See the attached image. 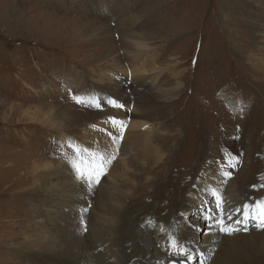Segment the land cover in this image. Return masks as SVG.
<instances>
[{
	"label": "rangeland",
	"instance_id": "rangeland-1",
	"mask_svg": "<svg viewBox=\"0 0 264 264\" xmlns=\"http://www.w3.org/2000/svg\"><path fill=\"white\" fill-rule=\"evenodd\" d=\"M126 17L130 20L124 21ZM138 44H145L147 48L139 53ZM144 69L148 71L141 72ZM65 83L78 88L88 85L97 88L107 101L114 98L126 109L123 106L112 108V102V107L108 105L104 114L83 112ZM127 89L135 96V101L131 102L133 119L129 124L138 120L135 116L140 112L135 108H142L146 102L170 105V110L162 111L161 107L158 110L162 119L174 120L175 124L191 121L195 130L191 133L193 146L188 142L187 152L179 151L169 161L168 149L162 146L161 134L168 132L163 128L161 115L160 120H153L158 129L153 134L140 135L142 132L136 130L138 134L133 136L126 131L123 143H120L123 130L121 132L119 126L118 136L115 137V133L111 136L117 139H110L106 144L107 153L115 158L100 175L103 182L134 181L138 175L135 167L161 162L155 160L159 150L161 164L170 162L160 181L162 178L166 185H172L169 192L177 193L174 204L169 192L166 193L170 205L161 206V215L174 213L171 217L176 226L175 234L184 240L182 234L186 231L188 241L184 244L193 251L192 245L198 250L202 247L197 241L200 232L209 233L210 225L219 226L217 198L224 203L231 195V185L236 186V193L242 194V198L264 202V121L259 124V136H252L251 140L249 134H242L234 126L236 121L243 126L250 117L253 124L258 125L260 119L256 116L264 118V0H0V236L1 230L10 224L5 220L8 205L1 198L2 194L9 196L6 189L13 183L10 181L14 179V172H20L27 165V159L34 156L33 161L45 159L44 162H53V167L64 165L70 179L77 180L69 163L74 155L67 147L69 139H76L82 148L98 151L95 148L98 145L90 142L99 143L100 136L110 137L109 133L113 132L101 128L103 120L112 125L110 120H121L128 128L126 118L131 99ZM135 89H140L147 98L135 95ZM109 110L110 113L121 112L123 116L112 119ZM145 122V127L151 125ZM188 125L169 130L175 134L178 128L184 141H191L190 136L185 135ZM59 146L68 152L67 156L58 152ZM252 149L255 154L250 153ZM210 152L221 154L226 162H211ZM50 153L55 154L54 157H50ZM232 158H235L233 164ZM12 163L14 171L9 173ZM214 163L220 164L217 171L223 172L222 183L200 191L206 196L199 193L192 196L196 177L217 172L210 170ZM128 168L135 172L131 175ZM251 173L254 176L249 177ZM244 176L247 178L243 179ZM28 177L30 175H25L22 181L32 180ZM26 189L21 185L15 188L11 195L17 194L16 199L9 203L18 213L20 225L29 220L26 217L31 212L44 215L52 212L45 204L34 209V203L27 202L23 195ZM144 189L138 190V194L143 192L146 197H154L159 195L161 186ZM178 189L183 191L178 194ZM189 189L191 197L187 202L185 196ZM44 195L41 198H46ZM181 200L186 201V210L176 206ZM174 206L176 209L171 211ZM57 208L58 212L62 211L60 206ZM154 211L151 209L148 213ZM143 218L145 215L134 217L136 221ZM151 219L141 227L145 235L159 234L162 228L159 219ZM244 229L245 232H231L234 244L230 246L235 253H244L246 258L258 256L257 264H264V253L257 255L255 240L250 242L244 238L251 231L263 232L264 226L260 221L249 222ZM259 244L264 246L260 241ZM168 247L164 245L162 252H174ZM8 250L9 246L1 243L0 238V264H23ZM100 251L102 247L96 250ZM216 256L220 253L210 256L196 253L195 260L191 256L188 259L192 264H212Z\"/></svg>",
	"mask_w": 264,
	"mask_h": 264
},
{
	"label": "bare ground",
	"instance_id": "bare-ground-1",
	"mask_svg": "<svg viewBox=\"0 0 264 264\" xmlns=\"http://www.w3.org/2000/svg\"><path fill=\"white\" fill-rule=\"evenodd\" d=\"M126 20H130V18L126 17L124 21ZM125 35V38L130 37L129 35L127 37ZM138 45L141 48V50L138 51L139 53L140 51L143 52L142 50L144 48H147L145 44ZM142 71L143 73H146L148 70L144 69L141 70V72ZM136 72L138 73L139 71ZM110 78H112L113 80L112 76ZM77 89L80 90L79 88ZM113 90L114 88L111 89V91ZM134 94L147 98L146 95H142V91L140 89L139 91L138 89H135ZM141 106L142 108H135L140 112L135 116L138 120H136L135 122H131V124H127L129 125L127 126V135H131V133L133 136L135 134H138L136 133V130H140V132H142L140 135L146 134V136H148L149 134H153L154 130H158L153 124V120H160L161 114L158 111L160 107L162 111L170 110V105L166 107L165 105L157 103L156 101L154 102L152 100L142 104ZM111 112L112 113H110L109 111L112 119L113 117L118 118L123 116L121 112ZM256 117L260 119L258 125L253 124L252 117L246 119L243 126H241V122L240 124L236 121L235 125L234 121L232 120L231 123H233L234 126H236L237 130L242 134H249L248 138H250L251 140L252 136H257L259 124L264 121V118L262 116ZM114 121H117V119H115ZM145 121L150 122L151 125H146L148 127H145V124H147ZM118 122H120V124L123 126L125 125L123 123L124 121L119 120ZM161 122H164L163 128L167 129L166 131L168 132L161 134L164 137L162 146L163 148L168 149L169 156L167 157V159L171 161L172 156L176 155L177 152H187L188 142L193 146V137L191 133H193L195 130H193V127L190 124L191 121L189 122L188 120H182L178 124H175L174 120H163L161 115ZM155 123L157 124V122ZM105 124L106 122L103 120L101 122V125H104V127L101 126V128H106V130L113 131L109 133L110 137L114 133L115 137L116 135L118 136V133H120V124L114 123V125H112L109 122L106 125ZM187 124H189L187 129L188 131L185 135L190 136L191 141H184L183 137L180 136L183 133L178 128H175V131H177L175 134H172L171 130H169L170 127L183 126ZM121 130L122 128H120V131ZM100 137H102V139L100 138L98 140L99 143H90L98 145L95 146V148H98L99 152H108L107 150L109 149L108 147L106 148V144L109 143L108 141L110 139H113L114 137L110 138L104 135ZM159 144L161 146V140L159 141ZM229 145V147L233 148L232 143H229ZM250 153L255 154V149H252ZM210 154L211 162L217 161L221 164L226 162L224 159H222L223 156L221 154V156L218 154L214 155V153L212 152H210ZM30 157L31 158L29 160L27 159V165L25 164V167H23L20 172H14V179L10 181L13 183H11V185L6 189L9 196L2 194L3 196L1 198L2 202H5V204L8 205L5 220L7 222H10L9 226L1 230V232L3 231L0 236L1 243L7 244L9 246L8 253L19 257L21 259L19 261H23V264H168L172 260L175 261V258H178V262H180L181 260L186 261V259H188L190 256L195 260L196 253L202 256H210L212 254L216 255L220 253V256H216L212 264L258 263V256L253 255L255 258L250 259L246 258V256L242 252L240 253L237 251L235 253L230 246V244H234L233 237L229 235L230 230L223 235H219L217 232L219 226L215 228V226L210 225L209 233H204L203 231L200 232V236L197 237V241H200L202 247H200V249L198 250L194 245H192V248L194 249V251H196V253L191 249L190 246L187 247V245L184 244L186 243V241H188L187 239H185L187 237L186 231L183 230L184 233L182 234V237L185 241L180 239L181 237L178 238L179 236H176V226L174 224L173 218L171 217L174 213L170 212L172 213L171 215L164 217L160 212L161 206H168V195L172 200L171 204H174V197L177 195V193L175 190L169 192L172 185H166L162 181V178L160 181L161 175L165 174L164 172L166 171L167 166L170 165V162H168L167 160V162L161 164L163 160H161V152L159 150L157 152V158L155 160L157 161L158 159V161H161L160 163L158 162V164L156 165L149 164L142 165L137 168L135 167L134 170H136V173L138 172V175L136 176V179L134 181H132L133 179L129 182L128 180L122 182H117L114 180V182H111V184H107L106 181H102L101 184L95 181H93L91 184H88L82 180H75L72 176L71 177L73 179L71 180L64 165L61 164L53 167V162H44L45 159L43 161L37 162V160H32L34 156ZM219 165L220 164L218 163H214L212 166H210V170L217 171V167H219ZM14 166V163L9 165V173L14 171ZM130 171L131 168H128V172ZM132 172L135 171H131V175ZM158 173L161 174L159 175ZM222 174L223 172L217 171L216 173H211L208 175H200V178L196 177L194 182L196 183V187L194 191L192 190V196L198 193L199 195L206 196V194L201 193L200 191H207L210 186L214 187L215 185L217 186V184V187H219L220 183H222ZM25 175H30L28 179L32 178V180L26 179V181H22V178H24ZM252 175L254 176V174L251 173L249 177H251ZM19 177L21 178V180ZM143 177H145V179H143ZM244 178H247V176H244L243 179ZM157 184L161 186L159 195H154V197H146L143 192L141 194H138V190L140 189L150 187L156 189ZM162 184H164V186ZM19 185L27 187V189L23 191V195L27 197V202L32 201L34 203V209H39L41 206H44L42 204H45V206H49V208H51L50 211L52 210L54 214H51L52 212H50L44 215L42 212H31L32 215L30 214L29 217H26L29 218V220L25 221V223L23 222V224L20 225L18 223L19 220H17V218L19 217L18 213L16 212V210H12L9 207V203L13 199H16L15 197L17 195L11 194L15 191V188H18ZM235 188V185H231L229 187V193L231 195L228 196V199L225 197L227 200L225 199L224 203H222V209L228 213V217L229 215H231V218H228V222H230L232 226H235V223L238 224V221H240V218L236 216L238 214H235L236 209L241 208L240 211L243 212L245 206H254L255 204H257V201L242 198V194H237ZM191 189H189L188 195L185 196L187 202L191 197V194H189V192H191ZM215 189L218 190V188ZM181 191L183 190L178 189V194ZM167 192H169L168 195H166ZM43 194H45L44 196L46 198H41ZM139 196L141 197L142 201ZM144 197L146 198L143 199ZM135 199H138L140 201L137 202L135 201ZM151 199H153L152 202ZM157 199H161L160 202L157 201ZM217 199H219V197ZM220 200H222V198H220ZM94 201H96L95 204ZM166 201L168 202L164 204ZM181 201L176 206H182V208L186 210V201L184 203L183 201ZM97 202L98 205H96ZM190 204L194 205L191 201ZM57 206L61 207V212H58L59 209H56ZM176 206H174L171 211ZM213 208L214 206L211 207V209ZM151 209H154L155 211L152 214H149L148 211H150ZM89 210L91 214L88 213ZM249 210L252 209L250 208ZM140 215H145V218L136 221L134 217H139ZM216 215L219 216L220 220L221 217H227L223 214V211H221V209ZM151 218L159 219L160 228H162L159 234H156L155 232L154 235L152 233V235L150 236V234H143V231L141 232V227L149 220L151 221ZM12 221H16V223ZM222 224L223 229H229L230 225L226 221H223ZM220 229L222 228L220 227ZM253 233H256V231H253ZM253 233L251 235L248 233L249 235L244 238L245 240H250V242L255 240V243L253 245L258 247L257 255H262L264 253V246H261L259 244V241L261 242V244H264V231L258 232L256 234ZM173 240L176 241L175 247H173L172 245ZM250 242L246 241V243ZM164 245H169L168 249L172 247L174 252L171 251V254H167V252H169L170 250H167L166 253L162 252V248L164 247ZM99 247H102L103 251L96 252ZM203 251L205 252L204 255ZM208 253L210 254L208 255Z\"/></svg>",
	"mask_w": 264,
	"mask_h": 264
},
{
	"label": "snow or ice",
	"instance_id": "snow-or-ice-1",
	"mask_svg": "<svg viewBox=\"0 0 264 264\" xmlns=\"http://www.w3.org/2000/svg\"><path fill=\"white\" fill-rule=\"evenodd\" d=\"M73 99H75L77 103L83 104L85 106L95 103V98L82 99L74 96ZM96 106L99 105L97 104ZM113 123H115V121ZM122 127L123 126L121 125V128ZM67 147L71 149L74 154L73 157L69 159V163L73 168L75 175L78 179L88 184H91L93 182V179H95V182L98 183L100 175H102L105 171V166L107 164H110L111 161L115 158L114 156L108 154L106 151L99 152L90 151L88 148L81 149V147L77 146L71 141L68 142ZM222 203L223 202L219 201L218 199L217 207L220 208L221 211H223ZM250 208L252 209L251 213L249 211ZM257 209H259V211H256ZM236 211L238 215H243L244 221H247L248 219L259 218L261 226H264V203H257L254 206H245L242 213L240 212V210ZM229 218H231V215H229ZM222 230L228 231V229ZM172 245L173 247H175V240L172 241Z\"/></svg>",
	"mask_w": 264,
	"mask_h": 264
},
{
	"label": "built area",
	"instance_id": "built-area-1",
	"mask_svg": "<svg viewBox=\"0 0 264 264\" xmlns=\"http://www.w3.org/2000/svg\"><path fill=\"white\" fill-rule=\"evenodd\" d=\"M131 95V94H130ZM130 99H131V101H135V96L134 97H130ZM187 148H189V147H187ZM228 161H230V159L228 160ZM230 163V162H229ZM231 164V163H230Z\"/></svg>",
	"mask_w": 264,
	"mask_h": 264
}]
</instances>
